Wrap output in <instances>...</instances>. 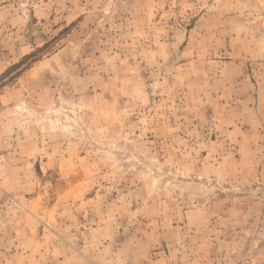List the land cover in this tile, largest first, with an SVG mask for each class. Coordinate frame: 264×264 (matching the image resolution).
Wrapping results in <instances>:
<instances>
[{"label":"rangeland","instance_id":"rangeland-1","mask_svg":"<svg viewBox=\"0 0 264 264\" xmlns=\"http://www.w3.org/2000/svg\"><path fill=\"white\" fill-rule=\"evenodd\" d=\"M0 264H264V0H0Z\"/></svg>","mask_w":264,"mask_h":264}]
</instances>
